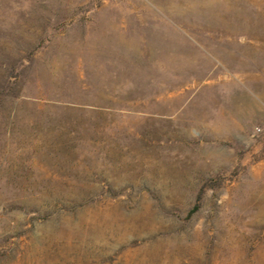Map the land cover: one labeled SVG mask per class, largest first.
Here are the masks:
<instances>
[{
  "label": "rangeland",
  "instance_id": "obj_1",
  "mask_svg": "<svg viewBox=\"0 0 264 264\" xmlns=\"http://www.w3.org/2000/svg\"><path fill=\"white\" fill-rule=\"evenodd\" d=\"M0 264H264V0H0Z\"/></svg>",
  "mask_w": 264,
  "mask_h": 264
},
{
  "label": "trees",
  "instance_id": "obj_2",
  "mask_svg": "<svg viewBox=\"0 0 264 264\" xmlns=\"http://www.w3.org/2000/svg\"><path fill=\"white\" fill-rule=\"evenodd\" d=\"M235 176H237L238 174L235 172V174H233ZM223 183H225V178L223 174L218 175L217 177L207 181L204 186L201 188L200 193L198 195V199H197V203L194 207V209L192 210L191 214H193L195 211H197L200 207V201L204 195V193L206 192V190L208 189H216L218 188L220 185H223Z\"/></svg>",
  "mask_w": 264,
  "mask_h": 264
},
{
  "label": "bare ground",
  "instance_id": "obj_3",
  "mask_svg": "<svg viewBox=\"0 0 264 264\" xmlns=\"http://www.w3.org/2000/svg\"><path fill=\"white\" fill-rule=\"evenodd\" d=\"M154 33V32H153ZM188 51V50H187Z\"/></svg>",
  "mask_w": 264,
  "mask_h": 264
}]
</instances>
